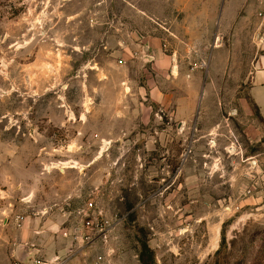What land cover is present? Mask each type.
<instances>
[{
  "label": "rangeland",
  "instance_id": "rangeland-1",
  "mask_svg": "<svg viewBox=\"0 0 264 264\" xmlns=\"http://www.w3.org/2000/svg\"><path fill=\"white\" fill-rule=\"evenodd\" d=\"M225 2L0 0V264H264L255 20L204 96Z\"/></svg>",
  "mask_w": 264,
  "mask_h": 264
},
{
  "label": "crops",
  "instance_id": "crops-1",
  "mask_svg": "<svg viewBox=\"0 0 264 264\" xmlns=\"http://www.w3.org/2000/svg\"><path fill=\"white\" fill-rule=\"evenodd\" d=\"M263 3L264 0H226L221 13L219 26L224 28L229 26L233 27V40L230 45L221 44L214 49L209 63L208 80L204 87L205 96L210 91L211 86H217L218 77L226 71L229 62L232 64V70H234L235 60L239 58L238 50H236V40L240 38L241 32L251 25L252 20H255L257 28L255 32L256 48L252 52L253 56L249 57L248 71L246 74L247 80L244 83L248 87L247 94L253 102L257 114L262 119V124H264V43L257 38L261 30L257 12ZM243 11H247L248 14L242 16ZM196 78L197 76L195 75L193 79ZM251 131L261 133L263 129L254 125ZM251 157L255 158L257 154H252Z\"/></svg>",
  "mask_w": 264,
  "mask_h": 264
},
{
  "label": "built area",
  "instance_id": "built-area-1",
  "mask_svg": "<svg viewBox=\"0 0 264 264\" xmlns=\"http://www.w3.org/2000/svg\"><path fill=\"white\" fill-rule=\"evenodd\" d=\"M257 16L260 19V32L257 38L264 43V3L257 12ZM102 215V211L96 207L93 200L87 201L79 210L78 217L80 223L70 231L67 228L63 230V235L66 237H72L75 242H82L84 244H95L98 240H106L108 237L107 226L99 223L98 219ZM35 264H41V262H35Z\"/></svg>",
  "mask_w": 264,
  "mask_h": 264
},
{
  "label": "water",
  "instance_id": "water-1",
  "mask_svg": "<svg viewBox=\"0 0 264 264\" xmlns=\"http://www.w3.org/2000/svg\"><path fill=\"white\" fill-rule=\"evenodd\" d=\"M146 49H148V47H146ZM149 50V49H148Z\"/></svg>",
  "mask_w": 264,
  "mask_h": 264
}]
</instances>
